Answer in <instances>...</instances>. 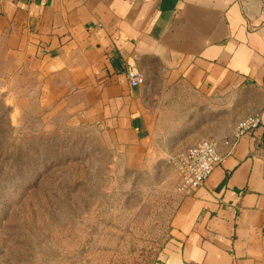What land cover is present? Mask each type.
Segmentation results:
<instances>
[{"label":"crops","instance_id":"crops-1","mask_svg":"<svg viewBox=\"0 0 264 264\" xmlns=\"http://www.w3.org/2000/svg\"><path fill=\"white\" fill-rule=\"evenodd\" d=\"M0 46L43 77L52 115L97 127L129 165L215 138L223 160L183 198L161 264H264V0H0ZM223 101L240 119L222 133L203 103Z\"/></svg>","mask_w":264,"mask_h":264},{"label":"rangeland","instance_id":"rangeland-1","mask_svg":"<svg viewBox=\"0 0 264 264\" xmlns=\"http://www.w3.org/2000/svg\"><path fill=\"white\" fill-rule=\"evenodd\" d=\"M42 88L0 46V264H161L185 197L178 157L129 165L97 127L52 115ZM228 104L204 102V124L239 121Z\"/></svg>","mask_w":264,"mask_h":264},{"label":"built area","instance_id":"built-area-1","mask_svg":"<svg viewBox=\"0 0 264 264\" xmlns=\"http://www.w3.org/2000/svg\"><path fill=\"white\" fill-rule=\"evenodd\" d=\"M126 77L131 88H138L145 81V75L139 71H127ZM259 125L258 115L240 121L234 131L233 140L225 144L233 150L242 136L254 131ZM218 145L214 139L202 140L178 156L174 164L178 174L179 191L183 195L200 188L212 171L221 164L223 157L218 152Z\"/></svg>","mask_w":264,"mask_h":264}]
</instances>
